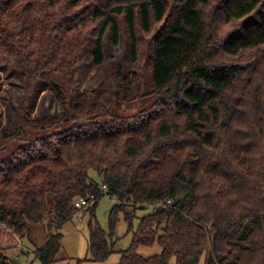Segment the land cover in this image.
<instances>
[{"label": "trees", "instance_id": "trees-1", "mask_svg": "<svg viewBox=\"0 0 264 264\" xmlns=\"http://www.w3.org/2000/svg\"><path fill=\"white\" fill-rule=\"evenodd\" d=\"M107 29L113 43L128 37L136 71L115 67L114 100L91 113L88 93L73 102L77 69L90 38L103 62ZM246 51L254 59L237 63ZM11 59L25 98L16 126L0 130V238L11 230L32 245L47 218L45 244L21 254L59 264L61 229L88 198L76 264L117 253L120 216L132 242L117 264H199L205 253L206 264H264V0H0V61ZM38 80L60 99L56 116L28 115ZM102 194L117 201L107 233L93 216ZM154 243L158 255L137 254ZM0 264L14 262L3 253Z\"/></svg>", "mask_w": 264, "mask_h": 264}, {"label": "rangeland", "instance_id": "rangeland-1", "mask_svg": "<svg viewBox=\"0 0 264 264\" xmlns=\"http://www.w3.org/2000/svg\"><path fill=\"white\" fill-rule=\"evenodd\" d=\"M85 5L86 3L81 4L77 8V12ZM231 8H235V1L231 3ZM250 18H253V16H250ZM243 22L229 24L225 29L224 38L240 33ZM92 50L93 40L90 38L81 52V63L77 69V85L73 93V102L77 104L79 96L83 93H88L90 96V112L99 113L110 106L114 100L113 69L119 66L121 74L128 76L136 71V64L131 60L128 37L125 34H121L118 37L117 43H113L110 29L106 30L102 39L104 56L103 62L98 66L93 64ZM255 54V51L242 52L235 61L245 65L254 59ZM145 76L148 78V75ZM24 98L25 91L16 60L11 59L8 64L0 61V130L3 128L12 130L16 126L21 114L20 108ZM27 110L28 115L32 119L53 117L60 113L62 106L60 99L54 91L45 82L38 80L30 96ZM90 177L101 186V179L96 173L90 172ZM116 204V199L102 194L93 213L94 219L106 233L109 230V212ZM145 213L142 212V214ZM47 220L46 218L43 224L31 226V240L34 244H28L26 240L21 239V243L26 244L24 245L26 248L28 246L40 248L45 244L49 234ZM90 220V214L86 213L81 220L73 217L71 222L63 226L61 229L63 235L61 242L62 249L59 254V257H61L59 259L61 260L60 264H65L64 262L76 264L78 260H83L87 256L86 247L89 236L88 223ZM133 227H136V221ZM115 233L118 237V241L115 243L117 253L113 254L105 264H117L120 253L128 250L132 242V233L128 231V224L122 216H120V220L116 224ZM0 240V243H2L0 245L4 244L6 246L4 249H11L9 253H4L8 257H11L14 264H31L32 262V264H39L38 261L33 259L32 255L23 256L21 254L26 253V248L18 247L14 251L13 247H9V245L14 246L15 243L17 244V239L11 235L2 236ZM160 252L161 247L157 243L149 247L137 249V254L145 259L158 255ZM204 257L199 264H206V258ZM169 264H176V262L174 259H171Z\"/></svg>", "mask_w": 264, "mask_h": 264}, {"label": "built area", "instance_id": "built-area-1", "mask_svg": "<svg viewBox=\"0 0 264 264\" xmlns=\"http://www.w3.org/2000/svg\"><path fill=\"white\" fill-rule=\"evenodd\" d=\"M103 190H105V188H103ZM94 203H95L94 201H91L88 198H82L76 200L74 202V208H75L74 218L76 217L77 219L81 220L82 217L85 215V212L90 210L93 207ZM3 231L7 232L9 235L17 239V244L13 247V250H15L18 247L26 248L25 246H22V243H20L21 241L19 240V238L16 235H14V233L11 230L3 229ZM5 247L6 246L4 245H0V258H2V255L4 253L2 249ZM25 252H28V250L26 249Z\"/></svg>", "mask_w": 264, "mask_h": 264}, {"label": "crops", "instance_id": "crops-1", "mask_svg": "<svg viewBox=\"0 0 264 264\" xmlns=\"http://www.w3.org/2000/svg\"><path fill=\"white\" fill-rule=\"evenodd\" d=\"M86 250H87V247H86ZM119 258H120V256H119ZM107 261V260H106ZM105 261V262H106ZM105 262H103V263H94V262H82V263H80V264H105ZM65 264H71L70 262H64ZM60 264V263H59Z\"/></svg>", "mask_w": 264, "mask_h": 264}]
</instances>
